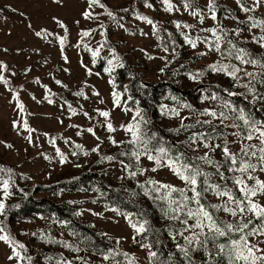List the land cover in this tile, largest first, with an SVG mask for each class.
I'll use <instances>...</instances> for the list:
<instances>
[{
	"label": "rangeland",
	"instance_id": "obj_1",
	"mask_svg": "<svg viewBox=\"0 0 264 264\" xmlns=\"http://www.w3.org/2000/svg\"><path fill=\"white\" fill-rule=\"evenodd\" d=\"M101 2L115 14L117 18L115 21L106 14L100 15L98 20H85L81 15L85 10L94 13L104 11L98 6L89 9L87 0H63L62 5H57L53 0H0V61L8 66V70L0 72V74L10 81L8 86L0 83V167L13 170L15 173L13 178H16L17 186L33 192L37 197H47L53 200L69 215L67 218H62L48 212V208H41L43 211L41 213L22 212L20 216L13 215V218L0 216V221L4 222L11 235L26 245L28 255L33 257L32 264H55L61 258L72 260L73 264H81L78 257L87 261V264H116V262L127 264L128 258L123 255H116L107 261L103 260V255L111 251L126 252L129 254V258L134 256L135 264H149L147 251L140 247V243L133 241L132 237L135 233L125 218L122 215H117L116 212L106 210L112 207L118 208L121 212L143 214L154 229L160 230L158 234L150 235L148 241L144 240L142 236H137L138 241L141 243L154 242L155 236L158 235L159 245L164 243L171 253L176 252L166 231L168 222L162 218L157 205L143 195L141 189L137 187V182H144L152 177L179 186L180 181L167 169H161L155 173L149 171L145 175H138L135 179L127 177L119 161L124 160L128 163L129 158L120 156L119 153L129 149L130 146L127 144L120 147L114 146L108 137L112 136L117 141L126 140L128 137L120 129V125L126 124L131 119L132 113L125 114L119 108L113 110L111 102L113 85L109 83L110 79L115 83V90L123 92L125 88L128 89L125 98L132 92L133 73L140 76L145 82L166 81L182 90L195 92V96L185 100L167 90L159 104L148 102L147 104L152 109L144 108L146 117L147 113L152 114L154 122L166 129L172 141L161 136L158 138H163L166 146L178 145L182 149L183 145H179V142L184 140L188 133L182 131L180 135H176L172 131L180 126V120L173 118L170 114H164L167 109L179 108L181 104L185 103L197 110L211 107L212 105L208 101L202 102V98L213 91L198 92L200 84L243 91L242 89H233V82L229 77L213 73L208 69L209 64L219 59L215 52L200 56L199 52L206 51L203 44H199L197 49L193 50L184 43L182 33H188L193 37L206 34L198 31L201 25L197 24L196 19L184 11L182 0H172V3L180 9L179 12L174 11L173 13L163 10L164 6L161 0H147L153 5V8L145 7V0H101ZM206 2L207 0H195L196 6L205 11H207ZM246 2L251 4L252 0H246ZM217 4L222 10L221 17L217 12L218 18L226 28L237 27L234 20L225 18L229 12L240 19L245 18V14L239 11L235 0H217ZM123 9H127V11H123ZM19 13H24V15L21 16ZM137 14L146 15L157 23L156 34H153L150 25L135 18ZM255 15L264 16V9L257 10ZM52 17L62 20L69 30L63 52L68 58L67 63L62 59L60 44L55 38L64 35V33L54 23ZM75 21H79V24H76ZM173 21H180L182 24H195L196 28L177 29ZM28 23H31L35 30L46 28L55 35L48 37L47 40L38 38L34 35L33 30L27 27ZM100 23H103L104 28L99 27ZM120 24H123L124 27H119ZM211 26H213V21L206 18L202 27ZM90 29H96L90 37L84 38V42L90 47H98L99 42L107 40V44L101 50V58L95 64H92L91 54L85 51L82 46H77L80 42L79 32ZM141 30L147 35H141ZM101 32H104L105 35L101 36ZM244 35L247 36L248 33L246 32ZM241 46L246 47L256 56L264 55V49H259L256 45L244 44ZM165 47L168 48L167 52L164 51ZM112 49L120 57L123 67L127 66L131 74L127 72L126 76L118 78V70L123 67H117L111 76L104 72V68L107 67L106 61L111 58ZM173 49H175V54ZM161 57H167L168 61H171L167 67L165 66L166 61ZM81 61L91 68L92 75L86 74L85 69L81 67ZM65 68L69 71H63ZM162 68L164 69L163 73L160 71ZM27 69H31V71L25 74ZM198 71H203V76L198 77L195 81L192 80L189 73ZM37 79L40 81L39 84L34 82ZM55 80L62 81L68 87L63 88L57 85ZM85 82L87 87L84 86ZM43 85H47L54 93V95H50V99L54 103L49 104L44 99L46 90ZM138 86L144 85L139 82L135 87ZM9 88L19 91L20 101L25 106L23 113L16 108V101L13 100L14 91H9ZM79 90H83L89 98L84 99L73 95ZM261 90L264 91V89ZM93 91H98L100 96H93ZM33 96H35V100L32 98ZM131 96L133 97V95ZM145 97H150L151 101V93L146 94ZM172 97L177 99L174 100ZM100 100H103L104 103L101 104ZM65 101L77 110V115H70ZM62 105L63 107H61ZM129 106L132 107L133 102H129ZM161 106H165L164 111ZM256 106L257 108L261 107L259 104ZM95 109L111 111L110 120L117 128L116 132H107L103 126L104 118L100 117ZM83 112L89 113L93 119L85 117ZM261 112L264 115V110ZM181 115L191 116L193 113L185 108L181 110ZM255 117L263 120V118ZM193 119H195L194 116ZM23 120H27L29 127L36 130L31 133L32 144L25 138L29 133L23 129ZM13 121L21 122L19 130L13 127ZM191 122V120L185 121V123ZM70 125L79 127H70ZM89 127L94 128L99 140L87 131H82L80 135H77L78 131ZM150 132L155 133V130L151 128ZM45 133L47 136L44 135ZM52 138H55V145L49 143ZM65 140H68L69 143H65ZM76 144L82 145V149L75 148ZM98 144L100 145L99 152H91V149ZM7 145H12V147L9 148ZM57 147L67 157V162L64 164L60 163V158L56 154L55 148ZM74 151L77 153L76 155H72ZM84 151H88L89 155L85 156ZM45 155L49 159H45ZM103 156H114L116 160L111 162L103 160ZM141 166L151 168L153 164L142 159ZM88 171H96L102 175L120 194L125 196L126 201L136 205L141 212L129 211L120 207L121 204L114 195L110 194L111 192L101 190L94 183L82 185L73 190L65 189L60 186L61 184H58L61 181L74 179ZM25 177H30V179ZM261 178L264 179V176ZM40 186L47 187L48 190H39ZM11 191L13 194L6 200L8 207L16 205L19 201V196L14 193L13 187ZM132 192L139 193V195L133 197ZM0 197H2V190H0ZM94 200L95 203H93ZM69 201L74 203H69ZM76 212L82 214L77 216ZM93 213H97V215ZM72 217L73 219H71ZM224 218L229 219L227 216ZM75 223L90 228L102 239L111 243L110 248L104 250L97 248V245ZM46 239L67 242L74 248H79L80 251L70 250L55 242L48 243ZM10 254V249L0 242V264H15V261L8 260ZM162 258L167 257L162 255ZM175 258L178 264H183L178 253ZM194 258L199 264L202 254L196 253Z\"/></svg>",
	"mask_w": 264,
	"mask_h": 264
},
{
	"label": "snow or ice",
	"instance_id": "obj_2",
	"mask_svg": "<svg viewBox=\"0 0 264 264\" xmlns=\"http://www.w3.org/2000/svg\"><path fill=\"white\" fill-rule=\"evenodd\" d=\"M57 5H62L63 0H53ZM89 9L98 6L103 9L102 13H94L85 10L81 15L85 20H98L100 15L106 14L114 21L117 19L115 14L107 9L101 0H87ZM184 11L196 19L197 24L201 25L200 33L206 35H196L195 37L188 33H182L186 45L193 50L197 49L199 44H203L206 51L199 52L198 55L206 56L209 52H215L219 59L209 64L208 69L217 74H223L232 80L233 89H242L243 91H233L228 88L222 89L226 95L220 92H211L204 95L203 101H208L212 106L205 107L202 110L192 108L189 104H181L179 108L167 109L164 114H170L173 118L180 120V126L172 129L176 135L183 131L188 133L187 137L179 142L183 149L178 145H167L163 138H158L156 133L150 132L149 125L151 121L146 117L144 110L139 107V102L134 101L131 95L125 98V93L115 90V83L109 80L113 85L111 92L113 110L121 109L125 114L132 113L131 119L126 124H121L120 129L127 135L126 140L117 141L112 136L108 139L114 146L129 145V149L121 151L120 156L128 157L129 162L120 160L119 163L126 175L130 179H135L138 175H145L147 172H157L161 169H167L180 185L165 183L160 180L149 177L144 182H137V187L141 189L144 196L151 199L159 208L162 218L168 222L166 231L169 239L175 246V253H169L167 258H162L159 250H154V244H159V236L156 235L154 242L141 243L137 236L144 237L148 241L149 236L158 234L159 229H154L150 221L144 218L143 214H132L121 212L118 208L112 207L106 210L116 212L122 215L135 235L132 237L135 243H140V247L147 251L149 264H178L176 254H179L183 264H197L194 254L201 253L202 259L199 264H264V120L256 119L254 113L246 110L245 107L238 106L233 97H243L254 108L261 105L257 111L264 110V55L256 56L244 44H252L264 49V16H256L257 10L264 9V0H252L248 4L246 0H235L239 11L245 14L244 19L232 15L230 12L225 17L234 20L237 27L226 28L218 18L217 0H207L206 9L196 6L195 0H182ZM168 13L179 12L180 9L172 3V0H161ZM145 7L153 8L151 3L145 0ZM16 11L15 9H11ZM127 11V9H123ZM21 16L24 13H19ZM137 20L147 23L153 29V34L157 32V23L146 15L137 14ZM213 21V26L202 27L205 19ZM52 20L62 30L64 35L56 36L59 41L62 59L67 63L68 58L63 54L64 46L68 40V27L57 17ZM79 24V21H75ZM177 29H195V24H182L180 21H173ZM27 27L33 30L36 37L47 40L55 34L46 28L40 30L33 29V25L28 23ZM104 28L103 23L99 24ZM123 28L124 25L120 24ZM96 29L81 30L79 32L80 42L78 47L91 54L92 64H95L101 58V50L107 44L105 39L99 42V46L92 48L84 42V38L90 37ZM248 33L245 36V33ZM105 33L101 32V36ZM141 35H147L141 30ZM51 43V41H48ZM174 43V42H173ZM7 51V49H4ZM167 52L168 48L165 47ZM175 54V49H173ZM152 59L153 57H149ZM168 61L167 57H161ZM107 67L104 72L112 75L117 67H123V63L115 50H111V58L107 59ZM81 67L87 75H92L91 68L81 61ZM251 69V70H249ZM8 66L0 61V72L7 71ZM31 69L25 70V74ZM63 71L68 72L67 68ZM163 73L164 69H160ZM99 75L98 73H96ZM203 71L189 73L192 80H197L203 76ZM15 75V73H12ZM175 75V73H174ZM40 83L39 79L34 81ZM0 83L8 86L10 81L0 74ZM57 85L67 88L60 80H55ZM85 87L87 84L85 82ZM46 90L44 99L52 104L50 95H54L47 85H43ZM21 90H23L21 88ZM14 91L13 100L16 101V108L21 113L25 111L24 104L20 101L19 91ZM77 97L88 99L89 97L83 90L73 93ZM93 96H100L98 91L92 92ZM34 100L35 96L32 97ZM176 100V97H172ZM101 104L103 100L99 101ZM129 102L136 104L135 108L129 106ZM70 115H77V110L70 103L65 101ZM63 107V105L61 106ZM165 106H161L164 111ZM189 109L193 115L182 116V109ZM100 117L104 118V127L107 132L114 133L117 128L110 120L111 111L95 109ZM85 117L93 119L89 113L83 112ZM193 116L195 119H193ZM70 118V117H69ZM191 120V123L185 121ZM63 123V121H60ZM23 129L29 133L25 138L30 144L33 143L31 133L36 130L29 127L27 120H23ZM20 121H13V127L20 128ZM70 127H79L70 125ZM82 131H87L99 140L93 127L83 129L77 132L80 135ZM44 135L47 136L45 133ZM49 143L55 145V138L49 140ZM65 143H69L65 140ZM11 148L12 145H7ZM82 145L76 144L75 148L82 149ZM100 145L91 149V152L98 153ZM60 163L67 162V157L57 147L55 148ZM74 151L72 155H76ZM85 156L89 155L84 151ZM49 159L48 156H44ZM103 160L114 161V156H103ZM142 159L152 162L151 168L141 166ZM79 167V165H77ZM0 216H6V200L13 194L11 189L15 186L13 179L15 173L12 169L0 167ZM7 176V178H4ZM30 179V177H25ZM124 179V177H121ZM20 191H23L22 189ZM133 197L139 193L132 192ZM96 201L94 200L93 203ZM69 203H74L69 201ZM18 207V205L16 206ZM77 216L81 212L75 213ZM97 215V213H93ZM227 216L229 219H225ZM67 223V222H65ZM35 235V234H33ZM73 235H75L73 233ZM0 242L5 244L11 254L9 261H15V264H32L33 257L28 255L26 245L15 239L8 231L3 221H0ZM48 243L62 244L63 247L79 252V248L64 241H53L46 239ZM119 243V240H117ZM116 255H123L127 259V264H135V257L129 258L126 252L117 253L111 251L103 255V260L107 261ZM81 264H87L83 258H79ZM55 264H73L72 260L61 258ZM120 264V262H116Z\"/></svg>",
	"mask_w": 264,
	"mask_h": 264
},
{
	"label": "trees",
	"instance_id": "obj_3",
	"mask_svg": "<svg viewBox=\"0 0 264 264\" xmlns=\"http://www.w3.org/2000/svg\"><path fill=\"white\" fill-rule=\"evenodd\" d=\"M218 12H219V16L221 17L222 10L220 9L219 5H218ZM127 72L131 74L127 66L120 68L118 70V78L120 76L121 77H123L124 75L126 76L128 74ZM139 82L143 83L144 86L135 87V85L138 84ZM222 89L224 88L216 85L200 84L198 86V92L204 90H210V91L220 92L221 95H226L225 93H223ZM131 90H132L131 95H133L134 101H138L139 107L142 108L143 110L146 107L149 108L150 110L152 109V107H150L147 104L148 102L159 104L162 100L163 94L167 90L177 95V97L185 100H188V98H190L191 96H195V92L189 90H182L181 88L177 87L171 82H166V81L159 83L145 82L140 76H136L134 73H133ZM150 93H151V101H150V97L149 98L145 97L146 94H150ZM232 99L235 101L236 104L244 106L246 110L252 111L255 116H257L258 118H263L264 120L263 113L261 111L256 110L258 109L257 106L254 108L243 97H233ZM135 107L136 104L133 103L132 108ZM151 115L152 114L147 113V118L151 121L148 127L154 129L155 133L158 136H161L163 138H168L167 140L171 139L170 141H172V138L169 135V133L166 131V129L162 125H157L152 119ZM13 179L14 181H16L15 180L16 178ZM89 183L96 184L98 187H100L101 190L105 192H109V193L111 192L110 194L114 195L115 199L121 204L120 207L127 209L129 211L141 212L136 205L126 201L124 198L125 196L120 194L108 181H106L103 178L102 175H100L96 171H88L78 177H75L74 179L61 181L58 184L59 185L61 184L60 186H62L65 189L73 190L75 188H79V186L81 187L82 185H86ZM21 189L23 191H20ZM38 189L48 190V188L44 186H40L38 187ZM13 190L14 193L19 196V201L17 202L16 205L14 204L7 207V214H6L7 217L13 218V215L20 216L22 212L41 213L43 212L41 211L42 210L41 208H48L49 210L48 212L52 214H57L62 218H67V216H69L67 213L64 212V209L53 200L47 197H37L33 194V192L27 191L25 188H20L19 186H17L16 182H15V186L13 187ZM17 205L18 207H16ZM71 219H73V217ZM75 224L78 225L81 228L82 232L97 245V248H102L103 250L110 248L111 243L102 239L97 233L92 231L90 228L77 223ZM154 249L155 250L158 249L159 252L166 257H168L169 253L171 252L170 249L164 243H161V245L154 244Z\"/></svg>",
	"mask_w": 264,
	"mask_h": 264
}]
</instances>
